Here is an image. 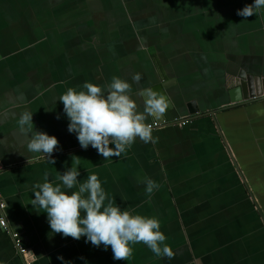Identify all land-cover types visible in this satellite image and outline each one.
I'll return each mask as SVG.
<instances>
[{"label": "crops", "instance_id": "1", "mask_svg": "<svg viewBox=\"0 0 264 264\" xmlns=\"http://www.w3.org/2000/svg\"><path fill=\"white\" fill-rule=\"evenodd\" d=\"M127 1L119 13L111 0H0V191L26 258L264 264V99L230 105L229 97L240 71L264 77V9L245 18L237 10L253 0ZM136 73L140 82L131 79ZM113 76L130 82L140 111L137 90L153 87L179 117L156 121L155 144L136 139L105 161L68 132L58 98L69 87L106 84ZM187 103L199 114L191 115ZM25 111L37 130L57 137L54 164L40 154L28 162V137L17 125ZM73 154L80 159L78 179L95 173L122 209L159 219L171 259L137 243L127 261L113 260L110 246L51 232L46 213L30 204L33 185L45 170L53 176L70 167ZM145 176L159 185L150 197L139 182ZM24 263L0 226V264Z\"/></svg>", "mask_w": 264, "mask_h": 264}, {"label": "clouds", "instance_id": "2", "mask_svg": "<svg viewBox=\"0 0 264 264\" xmlns=\"http://www.w3.org/2000/svg\"><path fill=\"white\" fill-rule=\"evenodd\" d=\"M262 9L264 0H253L252 4L238 9L237 15L247 18ZM131 79L140 82L142 77L136 73ZM136 95L142 100V111L131 95L130 82L113 76L106 84L85 81L79 90L69 87L58 100L68 120L67 130L75 134L80 147L86 150L91 146L107 161L119 157L136 139L146 144L156 143L152 123L164 117L169 101L153 87L141 88ZM32 117V112L25 111L17 120L19 132L28 137L25 146L30 154L28 162L32 154H40L54 164L52 154L58 139L37 130ZM70 159L71 166H66L63 172L50 176L45 170L42 182L33 185L30 204L38 213H46L52 233L77 240L84 237L85 243L103 245L105 250L110 246L113 260L127 261L132 255V245L137 243H143L158 258L173 257L157 217L122 209L105 191L97 174L88 173L86 178L78 179L80 159L74 154ZM139 182L149 197L159 187L148 176Z\"/></svg>", "mask_w": 264, "mask_h": 264}, {"label": "water", "instance_id": "3", "mask_svg": "<svg viewBox=\"0 0 264 264\" xmlns=\"http://www.w3.org/2000/svg\"><path fill=\"white\" fill-rule=\"evenodd\" d=\"M234 82L235 84L233 83L229 90L230 105H239L254 100L264 99V77L247 74L242 70L235 76ZM168 101L169 108L166 110L165 117L168 121L173 122L179 117V113L174 103L170 100ZM193 105L195 106L196 104L187 103L189 113L191 115L199 114V109L197 107L193 108Z\"/></svg>", "mask_w": 264, "mask_h": 264}, {"label": "built area", "instance_id": "4", "mask_svg": "<svg viewBox=\"0 0 264 264\" xmlns=\"http://www.w3.org/2000/svg\"><path fill=\"white\" fill-rule=\"evenodd\" d=\"M189 122L188 120H183L179 123V125L184 126ZM160 123H153L152 127L157 128L160 127ZM5 208H6V202L2 198V193L0 191V226L3 228V230L10 235L12 238L15 248L17 250V253L23 257L24 259V264H33L29 259L26 258V254L28 252V249L23 245V242L20 237V232L17 230H13L7 220V217L5 215Z\"/></svg>", "mask_w": 264, "mask_h": 264}, {"label": "rangeland", "instance_id": "5", "mask_svg": "<svg viewBox=\"0 0 264 264\" xmlns=\"http://www.w3.org/2000/svg\"><path fill=\"white\" fill-rule=\"evenodd\" d=\"M124 0H111L113 6H114V9L119 11V13H123L124 12ZM127 1V0H126ZM128 3V1H127Z\"/></svg>", "mask_w": 264, "mask_h": 264}]
</instances>
